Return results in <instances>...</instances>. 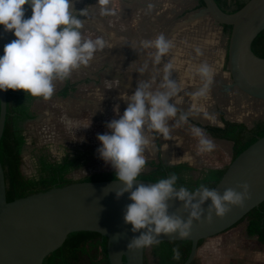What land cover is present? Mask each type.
<instances>
[{
	"label": "rangeland",
	"instance_id": "obj_1",
	"mask_svg": "<svg viewBox=\"0 0 264 264\" xmlns=\"http://www.w3.org/2000/svg\"><path fill=\"white\" fill-rule=\"evenodd\" d=\"M97 2L98 0H72L77 12L90 7L88 17H78L85 23L82 29L84 38L102 37L106 45L95 53L88 65L72 72L68 78L76 83L72 92L59 96L63 81H57L50 99L35 98L31 102L30 109L34 111V117L21 124L25 135L20 151L23 161L21 171L24 176L36 174V162L41 155L57 161L66 154L71 159L78 157L74 168L67 175L74 181L90 173L114 171L98 158L97 149L101 145L96 138L97 134L107 132L106 124L123 114L127 99L134 93L140 80L148 81L155 76L153 90L158 89L163 73L152 63L154 49H141L140 41L154 39L161 33L174 46L184 45L183 51L180 49L179 53L173 47L172 53H176L175 56L179 59L196 63L197 66L207 62L214 69V82L210 92L204 97H194V101H187L183 96L186 95L185 90L191 86L200 87L202 84L196 75V68L188 71L180 64L178 70H172V74L177 75L179 80L191 79V86L179 87V93L183 96L177 94L172 101L179 109L190 113L189 119L200 121L199 113H202L205 116L202 124L220 128L222 121L242 123L250 128L256 122L264 120L263 102L251 99L229 86L225 57L223 61L221 59V52L226 49V34L220 26L209 22L210 29L206 28L207 24L202 22L209 20L203 19L195 26L178 29L176 36L172 35L174 24L169 23L170 19L179 13L181 7H186L182 14L199 13L198 9H194L196 0H121L118 2L119 6L114 0L113 6L111 1L109 4L114 13L110 16L100 15ZM149 5L152 7L149 8ZM173 30L177 29L174 27ZM110 36L114 38V43ZM205 42L208 45H204ZM197 47L203 55H196ZM127 51L129 58H133V70H127L124 63ZM170 57L171 50L163 60L169 62ZM116 61L123 63L118 66ZM143 62L148 63L149 69L140 74L138 69L144 65ZM64 117L74 121V126L69 128L62 120ZM174 123L175 121H170V126ZM192 126L194 125L188 121L180 127H172L170 140L148 133L151 143L144 153L146 162H171L165 155L177 151L178 156L184 152L192 156L196 169L216 164L226 166L230 161L228 144L222 143L218 146L215 142L216 148L213 152L198 154V141L191 134ZM175 138L180 142L177 143ZM146 168L145 166L144 169ZM191 175L196 176L197 173L191 172ZM148 264H154L150 257ZM194 264H264V246L259 245L254 237L245 236L244 222H241L204 240L196 251Z\"/></svg>",
	"mask_w": 264,
	"mask_h": 264
},
{
	"label": "clouds",
	"instance_id": "obj_2",
	"mask_svg": "<svg viewBox=\"0 0 264 264\" xmlns=\"http://www.w3.org/2000/svg\"><path fill=\"white\" fill-rule=\"evenodd\" d=\"M26 4L32 10L27 19L24 18ZM109 4L110 0H98L96 6L101 16L114 14ZM89 8L77 12L72 0H0V26L15 36L4 45V55L0 56V91L22 90L29 97L48 100L54 94L57 81L67 80L74 70L88 65L106 45L102 37L84 38L85 23L78 17H88ZM173 46L162 33L154 39L140 41L141 49H154L152 63L157 66ZM195 52L197 56L203 55L198 47ZM148 67L146 62L138 72L143 74ZM172 70V63L163 64L157 90H153L155 76L148 81L140 80L128 97L123 114L108 122V131L96 137L101 145L97 149L98 158L114 170L115 180L121 185L115 191L116 198L127 193L131 201L123 214L124 223L131 225V232L139 233L127 245L131 252L158 244L162 235L187 238L194 221L201 222L204 217L211 223L213 214L222 218L233 207H243L251 197L248 183L227 188L222 195L205 184L190 191L177 186L179 177L175 173L155 183L139 182L146 165L144 153L151 143L148 133L170 140L172 127H180L189 120L190 113L172 102L180 91L177 81L171 78ZM196 75L202 84L192 95L204 97L214 82V69L203 62L196 67ZM62 120L69 128L75 124L67 117ZM170 121L175 123L170 126ZM191 134L198 141V154L215 150V142L203 129L192 126ZM173 200L183 204L187 220L169 214V202ZM209 201L205 217L203 205ZM173 259H180L178 248L173 249Z\"/></svg>",
	"mask_w": 264,
	"mask_h": 264
},
{
	"label": "water",
	"instance_id": "obj_3",
	"mask_svg": "<svg viewBox=\"0 0 264 264\" xmlns=\"http://www.w3.org/2000/svg\"><path fill=\"white\" fill-rule=\"evenodd\" d=\"M201 2L203 7L197 14L218 26L229 27L224 52L229 86L264 103V59L250 52L251 42L264 29V0H248L230 14L220 11L213 0ZM24 9V18L27 19L32 10L27 4ZM14 39L11 32H5L0 26V56L4 55V45ZM4 119L5 91H0V136ZM242 183L250 185L251 195L243 207H233L222 218L213 214L211 223L204 217L201 222L194 221L187 238L162 235L159 242L188 241L189 252L182 264H190L195 258L198 241L226 231L264 200V136L257 138L227 164L213 188L222 195L225 189L236 188ZM120 188L116 180L74 182L7 202L0 166V264H41L43 258L58 248L68 234L76 232L96 233L105 238L109 264H142V249L135 252L127 250L129 241L139 233H132L131 225L124 223V209L131 201L127 193L116 198L115 191ZM209 204L210 201L203 205L205 217ZM169 214L184 220L188 218L183 204L175 200L169 202Z\"/></svg>",
	"mask_w": 264,
	"mask_h": 264
},
{
	"label": "trees",
	"instance_id": "obj_4",
	"mask_svg": "<svg viewBox=\"0 0 264 264\" xmlns=\"http://www.w3.org/2000/svg\"><path fill=\"white\" fill-rule=\"evenodd\" d=\"M213 1L220 11L230 14L241 8L248 0ZM196 2L194 9L203 7L201 0H196ZM220 27L227 38L229 27ZM250 52L255 57L264 59V29L251 42ZM75 84L74 82L71 83L69 79L63 81V86L58 95L65 96L68 92H72ZM33 99L35 98L29 97L22 90L5 92V119L0 136V166L3 172L5 200L7 202L74 182L115 180L114 171L90 173L75 181L69 179L67 175L74 168L79 158L71 159L67 154L58 161L49 156H39L36 162V174L30 177L24 176L21 171L23 161L20 151L25 142V135L21 124L34 117V111L30 109ZM200 128L211 139L223 140L231 144L230 161L257 138L264 136V120L256 122L250 128L242 123L228 121H222L221 128L216 126H202ZM145 166L147 168L143 170L138 180L155 183L161 178H167L170 173H175L179 177L177 186L186 187L191 191L200 184L213 188L227 165L222 169L194 170L184 163L162 165L159 161L151 160L146 162ZM191 172H196L197 175L192 176ZM241 222H244L245 236L254 237L259 245L264 246V200L229 229ZM202 243L203 240L198 241L196 247L199 248ZM174 248H178L180 251L179 260L173 259ZM189 248L190 243L188 241L159 242L142 249V264H148L149 257L153 259L154 264H182L188 255ZM41 264H109L106 254V239L90 232L68 234L58 248L43 258ZM190 264H194V260Z\"/></svg>",
	"mask_w": 264,
	"mask_h": 264
},
{
	"label": "crops",
	"instance_id": "obj_5",
	"mask_svg": "<svg viewBox=\"0 0 264 264\" xmlns=\"http://www.w3.org/2000/svg\"><path fill=\"white\" fill-rule=\"evenodd\" d=\"M111 1V5L113 6L114 5V0H110ZM116 1V4L119 6V3L121 2V0H115ZM119 2V3H118ZM123 2V1H122ZM170 6V5H169ZM186 10V7H181V9L179 10V13L178 14H176V15H173V18L172 19H170V21H169V23L171 22H173V29H174V27H175V29H177L176 31H174L173 29H171V33H172V35L173 36H176L175 35V32H179L178 31V29H187V28H190V27H192V26H195L196 24H198V22H201V20H203V19H207V20H209L207 17H205V16H201V15H199V14H182V13H184V11ZM209 22H211L210 20L208 21V22H202V23H204V24H207V26H206V28L208 27L209 29H210V26H208L209 25ZM198 26V25H197ZM183 32V31H182ZM110 37H112V36H110ZM112 39H114L113 37L111 38V42L112 43H114V41L112 40ZM198 41H200V40H198ZM226 42H227V38H226ZM204 45H208V43L207 42H205L204 43ZM174 48H177V49H175V51H176V53H179V50L181 49V51H183L182 50V48L184 47V45H180V47L178 46V47H176V46H173ZM174 48H172L171 49V54H172V57H170V60H169V62L170 63H172L173 64V71L174 70H178V68H179V65L181 64V66H184V68L186 69V70H188V71H191V69L190 68H196L197 67V65H196V63L194 64V63H190V62H186V61H182L181 59H179L177 56H175L176 55V53H172L173 51V49ZM224 52H225V49H224V51H222L221 52V59H222V61H223V59H224ZM124 53V52H123ZM131 53V52H130ZM127 57H126V61H124V63L126 64V69L127 70H133L134 68H135V65H134V62H133V58H129V51H127ZM168 61H164V60H162V63L160 64V65H158L157 67H156V69H160L161 71H162V69H163V64L164 63H167ZM123 62L121 61H116V64L118 65V66H120L121 64H122ZM143 64H145V62H143ZM117 66V67H118ZM118 69V68H117ZM149 69V68H148ZM133 75V74H132ZM117 78V77H116ZM171 78L173 79V80H176L177 81V83H178V86L180 87V86H183V85H185V86H191V84H190V81H191V79L189 78V79H185V80H183V79H181V80H179V78H177V75H175V74H172V76H171ZM131 79L134 81V78H133V76L131 77ZM159 79V78H158ZM193 80V79H192ZM158 81V80H157ZM71 83H73L72 81H70ZM194 84V83H193ZM199 86H195V87H190V88H188L187 90H185V93L184 94H186V95H182L181 93H179L178 92V95L179 94H181V96H183L184 97V99L185 100H187V101H194L195 100V98H194V96L192 95V93L193 92H195V90L194 89H197ZM177 96V95H176ZM199 120L200 121H198V120H194L193 118V120L192 119H189L188 121L191 123V124H193L194 126H196V127H202V126H209L208 124H202V122H204L203 121V118H205V116L202 114V113H199ZM199 122H201V123H199ZM175 140L177 141V139L175 138ZM214 142H216L217 143V145L218 146H220L219 144H222V143H227L228 144V148H229V151H230V147H231V144L229 143V142H226V141H223V140H215V139H212ZM180 142V141H179ZM178 141H177V143H179ZM182 142V141H181ZM166 143H167V141H166ZM169 143L171 144V141H169ZM165 149H167V147L165 148ZM171 162H167V163H176V164H181V163H184V164H186L187 166H189V167H191V168H193V169H196L194 166H193V157L192 156H190L187 152H184V153H182L180 156H178V152L177 151H175L173 154H169V153H167L166 155H165ZM228 157H230V154H229V156ZM207 168H214V169H222L223 167L221 166V164H216L215 166H211V167H205V168H203V169H207ZM200 169H202V168H200ZM200 169H196V170H200Z\"/></svg>",
	"mask_w": 264,
	"mask_h": 264
}]
</instances>
